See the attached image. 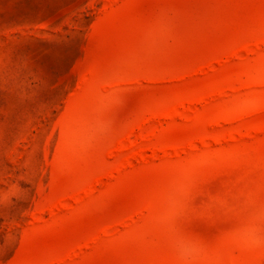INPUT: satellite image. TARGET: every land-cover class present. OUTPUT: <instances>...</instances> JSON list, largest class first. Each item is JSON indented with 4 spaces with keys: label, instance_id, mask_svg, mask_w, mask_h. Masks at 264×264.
<instances>
[{
    "label": "rangeland",
    "instance_id": "374dc122",
    "mask_svg": "<svg viewBox=\"0 0 264 264\" xmlns=\"http://www.w3.org/2000/svg\"><path fill=\"white\" fill-rule=\"evenodd\" d=\"M0 264H264V0H0Z\"/></svg>",
    "mask_w": 264,
    "mask_h": 264
}]
</instances>
